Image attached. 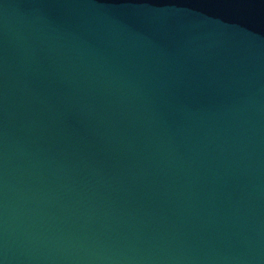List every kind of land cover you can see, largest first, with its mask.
Instances as JSON below:
<instances>
[{"label": "water", "instance_id": "water-1", "mask_svg": "<svg viewBox=\"0 0 264 264\" xmlns=\"http://www.w3.org/2000/svg\"><path fill=\"white\" fill-rule=\"evenodd\" d=\"M0 264H264V0H0Z\"/></svg>", "mask_w": 264, "mask_h": 264}]
</instances>
